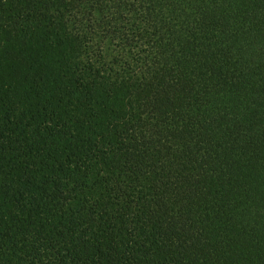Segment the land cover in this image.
I'll return each mask as SVG.
<instances>
[{
  "label": "trees",
  "instance_id": "trees-1",
  "mask_svg": "<svg viewBox=\"0 0 264 264\" xmlns=\"http://www.w3.org/2000/svg\"><path fill=\"white\" fill-rule=\"evenodd\" d=\"M0 264H264V0H0Z\"/></svg>",
  "mask_w": 264,
  "mask_h": 264
}]
</instances>
